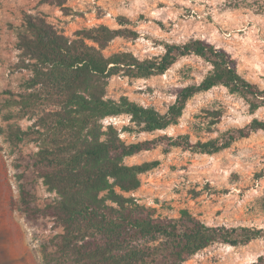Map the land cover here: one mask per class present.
Wrapping results in <instances>:
<instances>
[{
    "label": "rangeland",
    "instance_id": "374dc122",
    "mask_svg": "<svg viewBox=\"0 0 264 264\" xmlns=\"http://www.w3.org/2000/svg\"><path fill=\"white\" fill-rule=\"evenodd\" d=\"M25 12L43 14L71 38L100 24L137 33L110 40L102 49L106 56L126 50L139 58L153 57L164 52L166 42L200 38L224 49L241 74L264 87V0H66L63 5L0 0V128H31L17 146L4 131L0 133V264H43V243L62 230L50 216L29 219L20 204L21 183L29 188L35 205L43 206L56 195L36 176L30 161L44 143L46 129L40 119L53 118L52 112L60 110L57 101L38 100L19 117L18 107L9 100L17 93L35 91L27 84L32 71L24 64L29 60L17 47ZM118 17L130 22L120 25ZM211 67L205 59L187 55L163 74L113 75L106 79L105 97L125 95L165 112L182 87L199 82ZM254 117L264 121V106L250 113L242 97L218 85L192 96L177 124L153 134L128 131L127 115L105 117L101 123L102 130L111 124L126 142L164 133H188L195 141L245 126ZM162 148L158 145L123 158L128 165L160 160L156 168L140 174V186L126 196L162 216H178L180 209L187 208L208 224L264 228V130L211 154L180 147L163 153ZM263 252L264 237L238 246L216 242L181 264H247Z\"/></svg>",
    "mask_w": 264,
    "mask_h": 264
},
{
    "label": "trees",
    "instance_id": "16d2710c",
    "mask_svg": "<svg viewBox=\"0 0 264 264\" xmlns=\"http://www.w3.org/2000/svg\"><path fill=\"white\" fill-rule=\"evenodd\" d=\"M66 0H39L63 5ZM120 25L130 22L118 17ZM17 47L29 60L32 71L28 87L9 99L19 117L38 100H54L60 108L52 117L41 118L45 127L43 145L31 159L36 176L56 193L43 206L33 204L29 188L20 184V204L29 219L50 216L62 230L42 245L43 264H181L198 251L219 242L246 245L264 237L258 226L208 224L187 208L178 216H162L139 205L125 194L140 186V174L156 168L159 159L137 164L122 162L126 156L162 145L163 153L180 147L198 153H215L235 140L264 130V121L254 117L241 127L225 130L215 138L192 140L190 134H158L126 142L105 117L127 115L128 131L150 133L177 124L187 101L197 93L222 85L242 97L250 113L264 106V87L252 82L222 48L200 38L164 43V52L139 58L131 51L104 55L102 49L117 36H137L132 29L105 24L77 31L71 38L59 32L41 13L22 15ZM90 41L91 43H89ZM196 55L211 69L196 83L187 84L165 112L139 104L127 96L105 97L106 79L113 75L133 78L163 74L180 58ZM220 114L219 112H213ZM7 116H12L8 113ZM31 129V128H30ZM29 129V130H30ZM29 130L9 127L6 139L17 146ZM247 264H264V252Z\"/></svg>",
    "mask_w": 264,
    "mask_h": 264
}]
</instances>
